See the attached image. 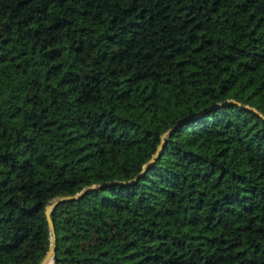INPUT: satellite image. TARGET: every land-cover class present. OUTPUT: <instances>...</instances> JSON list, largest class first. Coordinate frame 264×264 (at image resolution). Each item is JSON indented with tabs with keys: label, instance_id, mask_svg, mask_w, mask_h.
<instances>
[{
	"label": "trees",
	"instance_id": "trees-1",
	"mask_svg": "<svg viewBox=\"0 0 264 264\" xmlns=\"http://www.w3.org/2000/svg\"><path fill=\"white\" fill-rule=\"evenodd\" d=\"M95 184L54 264H264V0H0V264Z\"/></svg>",
	"mask_w": 264,
	"mask_h": 264
},
{
	"label": "water",
	"instance_id": "water-1",
	"mask_svg": "<svg viewBox=\"0 0 264 264\" xmlns=\"http://www.w3.org/2000/svg\"><path fill=\"white\" fill-rule=\"evenodd\" d=\"M230 103H238L239 105H242L241 103L235 101V100H230ZM243 106V105H242ZM246 108H250L254 111H257L255 108H251L250 106H245ZM176 127L171 128L170 130H168L167 132H165L162 136L161 139V143L156 151V153L152 156V158L144 165L142 172L140 173V175H138L134 180L128 182V183H132L135 180H137L142 174H144L151 165H153V163L158 159L163 146L166 142L167 137L169 136V134L171 133L172 130H174ZM101 185L95 184V185H91L88 186L86 188H84L81 192L75 194V195H66V196H60L56 199H54L53 201H50L46 207V215L48 218V222H49V226H50V232H51V244H50V249L47 253V255L45 256V258L42 260L41 264H54V257L56 254V248H57V236H56V231H55V225H54V221L52 219V212L55 209V207L64 201H68V200H77L80 199L85 193H87L88 191L97 188Z\"/></svg>",
	"mask_w": 264,
	"mask_h": 264
},
{
	"label": "bare ground",
	"instance_id": "bare-ground-1",
	"mask_svg": "<svg viewBox=\"0 0 264 264\" xmlns=\"http://www.w3.org/2000/svg\"><path fill=\"white\" fill-rule=\"evenodd\" d=\"M51 264H53V263H51Z\"/></svg>",
	"mask_w": 264,
	"mask_h": 264
}]
</instances>
